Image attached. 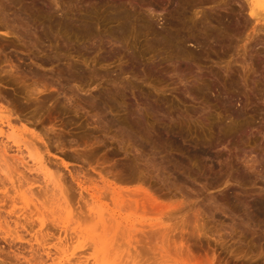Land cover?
<instances>
[{
	"label": "rangeland",
	"instance_id": "1",
	"mask_svg": "<svg viewBox=\"0 0 264 264\" xmlns=\"http://www.w3.org/2000/svg\"><path fill=\"white\" fill-rule=\"evenodd\" d=\"M37 1L0 0V264H264L252 0Z\"/></svg>",
	"mask_w": 264,
	"mask_h": 264
},
{
	"label": "bare ground",
	"instance_id": "2",
	"mask_svg": "<svg viewBox=\"0 0 264 264\" xmlns=\"http://www.w3.org/2000/svg\"><path fill=\"white\" fill-rule=\"evenodd\" d=\"M22 1L23 0H13V2L14 3H16L15 5H17L18 6V4L19 3H22ZM27 1V0H26ZM37 0H35V2H36ZM40 1V0H39ZM95 1V0H94ZM143 1V0H142ZM141 1V2H142ZM152 1V0H151ZM38 2V1H37ZM36 2V3H37ZM91 2V1H90ZM116 2V1H115ZM114 2V3H115ZM140 2V1H139ZM145 2V1H144ZM153 2H154V0H153ZM169 2V1H168ZM185 2V0H178V3L180 4V6H183V5H185V4H183ZM248 2H249V0H248ZM247 2V4H249ZM18 3V4H17ZM35 3V4H36ZM41 2H38V6H39V4H40ZM155 3V2H154ZM32 4V3H31ZM34 4V3H33ZM34 4V5H35ZM129 4V3H128ZM150 4V3H149ZM152 4V3H151ZM37 5V4H36ZM35 5V9L37 8L38 10V14H34V17L33 18H35L34 20H38V22L41 20L42 21V18H43V14H42V7H40L41 9H39V7H37ZM53 5V4H52ZM121 5V4H120ZM126 5V4H125ZM130 5V4H129ZM246 5V4H245ZM136 6V5H135ZM153 6V5H152ZM157 6V5H156ZM160 6H161V4H160ZM163 6V5H162ZM145 7V6H144ZM185 7H186V5H185ZM249 7H250V14H251V16H252V18L254 19L255 18V20L257 19V21H261V20H263L262 22H264V14H262V11L260 12V9H264V0H252L251 1V4L249 5ZM33 8V7H32ZM115 8H116V5H115ZM134 8V7H133ZM142 8V7H141ZM183 8V10H184V7H182ZM55 8H53V10H54ZM111 9V8H110ZM130 9V8H129ZM135 9V8H134ZM140 9V8H139ZM148 9V8H147ZM153 9V8H152ZM33 10V9H32ZM46 10V11H45ZM45 12H46V14L48 13L49 15H51V20H49L48 18V20L46 21V24H50V25H53V24H55V25H58V26H60V27H65V29L67 28V29H69V30H72V29H70L69 28V26H70V22H68V18H67V15L65 14V15H62V16H59V18H58V20L56 21V19L54 20V18L56 17V16H58L57 14H56V11L55 12H53V10L50 8V7H45ZM155 10V9H154ZM161 10V9H160ZM247 10V9H246ZM248 10H249V8H248ZM247 10V11H248ZM36 11V10H35ZM112 11V10H111ZM134 12H135V10H133ZM149 11V10H148ZM128 12L129 11H126V10H123V9H121V8H117L116 10H114L113 11V13H111L112 15H113V20L114 21H116V22H118L119 23V29H114L115 31H117L118 33H119V35H121L122 33H125L126 31H128L131 27H132V24L134 23V19L133 18H131L132 16H130V14L132 15L134 12H132V11H130L129 12V14H128ZM147 12V11H146ZM157 12V11H156ZM164 12V11H163ZM185 12H187V11H185ZM242 12H243V10H242ZM263 12H264V10H263ZM179 13H181V12H179ZM76 14V13H75ZM110 14V13H109ZM48 15V16H49ZM46 16V15H45ZM135 16V15H134ZM133 16V17H134ZM181 16V15H180ZM50 17V16H49ZM81 17V16H80ZM148 17V16H147ZM78 18V17H77ZM45 19V18H44ZM131 19H133L132 20V23H131ZM143 19V18H142ZM112 20V19H111ZM145 20V19H144ZM187 20H188V18H187ZM113 21V22H114ZM137 21V20H136ZM147 22H148V20H146ZM185 21V20H184ZM201 21H203V20H201ZM256 21V22H257ZM45 22V21H44ZM72 22V21H71ZM86 22H88V21H85L84 23H86ZM142 22V21H141ZM145 22V21H144ZM155 22V21H154ZM179 22V21H178ZM207 22V21H206ZM213 22V21H212ZM211 22V23H212ZM232 22V21H231ZM37 23V22H36ZM75 23V22H74ZM149 23H150V21H149ZM148 23V24H149ZM222 23V22H221ZM260 23V22H259ZM45 24V23H44ZM77 24V23H76ZM173 24H175L174 22H173ZM204 24V23H203ZM80 25V24H79ZM78 25V27H82L83 25H80L79 26ZM90 25H92L91 23H90ZM136 25L138 26V23H136ZM135 25V26H136ZM144 25V24H143ZM142 25V26H143ZM222 25V24H221ZM48 26V25H47ZM54 26V25H53ZM88 26H89V24H88ZM142 26H140V27H142ZM145 26V25H144ZM144 26H143V28H144ZM147 26L149 27L150 26V29H151V32H150V34L153 36V39H151V41L153 40V42L154 43H157L158 45H159V47L160 48H162L160 45H164V46H167V44H171V48H173V49H175V52H176V50L178 51H182V49L180 48V46L178 47L177 45H176V43H174V40L177 38L176 37V35L174 34L175 32H173V33H171L170 35L169 34H165V36L166 35H168V36H162L160 33H158L157 31H155L153 28L154 27H156V26H154L153 28L151 27L152 25H151V23L149 24V25H146L145 27H146V29H147ZM170 26V25H169ZM50 27H52V26H50ZM71 27H72V24H71ZM84 27H85V25H84ZM113 27V26H112ZM117 27V28H118ZM140 27H139V30H140ZM172 27V26H171ZM90 28V27H89ZM138 28V27H137ZM208 28V27H207ZM228 28V27H227ZM48 29V28H47ZM52 29V28H51ZM84 29V28H83ZM85 29H87V28H85ZM132 29V28H131ZM130 29V31H133V30H131ZM133 29H135V27H133ZM149 29V28H148ZM149 29V30H150ZM202 29H204V27L202 28ZM210 29V28H209ZM208 29V30H209ZM261 29V28H260ZM54 30V29H53ZM82 30V29H81ZM80 30V31H81ZM90 30V29H89ZM88 30V31H89ZM138 30V29H137ZM143 30V29H142ZM183 30V29H182ZM199 30V29H198ZM205 30V29H204ZM79 31V32H80ZM86 31V30H85ZM115 31H114V33H115ZM129 31V32H130ZM136 31V30H135ZM144 31V30H143ZM163 31V30H162ZM166 31V30H165ZM189 31V30H188ZM134 32V31H133ZM146 32V31H145ZM149 32V31H148ZM199 32H200V30H199ZM141 33V32H140ZM165 33V32H164ZM180 33V32H179ZM78 34H80V33H78ZM83 33L81 32V35H82ZM126 34V33H125ZM139 34V33H138ZM211 34V33H210ZM112 35V34H111ZM114 35V34H113ZM179 35V34H178ZM46 36V35H45ZM98 36V35H97ZM114 36H118L117 35V33L114 35ZM210 36V35H209ZM84 37V36H83ZM220 37V36H219ZM100 38V37H99ZM152 38V37H151ZM184 38V37H183ZM211 38V37H210ZM221 38V37H220ZM111 39H114L113 38V36H112V38ZM115 39H117V37H115ZM146 39V38H145ZM122 40V39H121ZM212 40V39H211ZM118 42H120L119 41V38H118V40H117ZM202 41V40H201ZM118 42H116V43H118ZM122 42H123V40H122ZM152 42V43H153ZM206 42V41H205ZM221 43V42H220ZM222 44V43H221ZM115 45V44H114ZM122 45H124V43L122 44ZM153 45V44H152ZM121 46V45H120ZM164 48H166V47H163V51L165 50ZM167 48H168V46H167ZM170 48V47H169ZM155 49V48H154ZM158 49V48H157ZM187 49V48H186ZM161 50V49H160ZM167 50V49H166ZM165 50V51H166ZM171 51V50H170ZM174 51V50H173ZM151 52V51H150ZM175 54V53H174ZM163 55V54H162ZM181 55V54H180ZM188 56V55H187ZM180 57V56H179ZM184 57V56H183ZM164 58V57H163ZM175 58V57H174ZM177 60V59H176ZM174 61V60H173ZM230 107V106H229ZM232 107V106H231ZM230 109V108H229ZM234 110V109H233ZM234 115V114H233ZM246 116H248V115H246ZM229 119H230V117H229ZM238 119V118H237ZM241 119V118H240ZM247 119V118H246ZM223 120V119H222ZM237 121V120H236ZM252 122H254V121H252ZM237 123V122H236ZM222 124V123H221ZM245 124V123H244ZM250 124V123H249ZM226 125V124H225ZM248 125V124H247ZM238 126V125H237ZM246 126V125H245ZM264 126V125H263ZM229 127V126H228ZM234 129H235V127H233ZM223 129V128H222ZM227 129V128H226ZM253 129V128H252ZM239 130V129H238ZM237 129H236V131H238ZM251 130V129H250ZM158 133V132H157ZM243 133V132H242ZM161 135H163V134H161ZM169 135V134H168ZM173 141V140H172ZM177 142V141H176ZM220 143V142H219ZM157 144V143H156ZM214 145V144H213ZM219 145H221V144H219ZM255 164V163H254ZM254 167V166H253ZM248 168H249V166H248ZM54 182V181H53ZM54 183H56V182H54ZM107 193V192H106ZM263 199V198H262ZM260 201V200H259ZM254 203V202H253ZM240 205H241V202H240ZM245 206V205H244ZM247 206V205H246ZM237 207H238V205H237ZM250 208V207H249ZM254 209H255V214H252V215H255L254 217H256L255 219H257V218H261L263 221H264V201L263 202H258V203H256L255 205H254ZM253 213V212H252ZM250 217V216H249ZM253 218V217H252ZM261 220V221H262ZM251 223V222H250ZM263 225V224H262ZM156 227V226H155ZM263 232H264V230H263ZM255 234V233H254ZM264 238V237H263Z\"/></svg>",
	"mask_w": 264,
	"mask_h": 264
}]
</instances>
